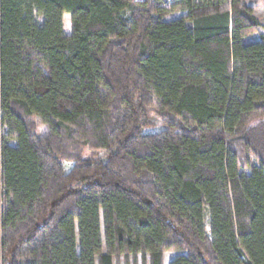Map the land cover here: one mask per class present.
Listing matches in <instances>:
<instances>
[{"label":"trees","instance_id":"obj_1","mask_svg":"<svg viewBox=\"0 0 264 264\" xmlns=\"http://www.w3.org/2000/svg\"><path fill=\"white\" fill-rule=\"evenodd\" d=\"M258 28L248 0H0V264H264Z\"/></svg>","mask_w":264,"mask_h":264},{"label":"rangeland","instance_id":"obj_2","mask_svg":"<svg viewBox=\"0 0 264 264\" xmlns=\"http://www.w3.org/2000/svg\"><path fill=\"white\" fill-rule=\"evenodd\" d=\"M248 5L254 8V15L259 21V28L255 33L243 38L242 44H249L258 41L261 35L264 36V0H248ZM180 15L181 14H174L169 16L167 19H174L179 17ZM152 122L155 123L156 126L160 125V120H158V118H156L155 116H152ZM38 131L40 133L45 132L46 131L45 126L38 124ZM88 156H89V152L86 151L85 157ZM175 256H176L175 253H166L164 255V264H169V261Z\"/></svg>","mask_w":264,"mask_h":264}]
</instances>
